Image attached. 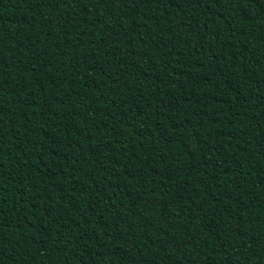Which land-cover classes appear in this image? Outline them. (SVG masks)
<instances>
[{"label": "trees", "instance_id": "trees-1", "mask_svg": "<svg viewBox=\"0 0 264 264\" xmlns=\"http://www.w3.org/2000/svg\"><path fill=\"white\" fill-rule=\"evenodd\" d=\"M0 264H264V0H0Z\"/></svg>", "mask_w": 264, "mask_h": 264}]
</instances>
